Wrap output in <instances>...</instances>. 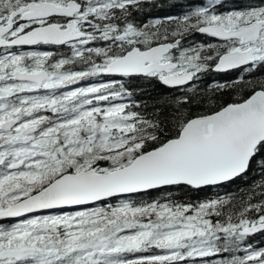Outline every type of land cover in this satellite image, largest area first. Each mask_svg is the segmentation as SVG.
Here are the masks:
<instances>
[{"label": "snow or ice", "instance_id": "1", "mask_svg": "<svg viewBox=\"0 0 264 264\" xmlns=\"http://www.w3.org/2000/svg\"><path fill=\"white\" fill-rule=\"evenodd\" d=\"M258 235L264 0H0V264H264Z\"/></svg>", "mask_w": 264, "mask_h": 264}, {"label": "trees", "instance_id": "2", "mask_svg": "<svg viewBox=\"0 0 264 264\" xmlns=\"http://www.w3.org/2000/svg\"><path fill=\"white\" fill-rule=\"evenodd\" d=\"M188 0H171V5H169V0H161V3L165 5V10L171 13H179L183 9V5L186 4ZM145 88L151 89L154 85L144 84ZM263 237V238H262ZM257 240L264 242V236H257Z\"/></svg>", "mask_w": 264, "mask_h": 264}, {"label": "bare ground", "instance_id": "3", "mask_svg": "<svg viewBox=\"0 0 264 264\" xmlns=\"http://www.w3.org/2000/svg\"><path fill=\"white\" fill-rule=\"evenodd\" d=\"M263 238V237H262Z\"/></svg>", "mask_w": 264, "mask_h": 264}]
</instances>
